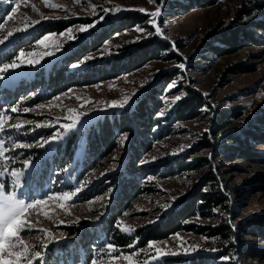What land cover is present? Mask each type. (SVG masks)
<instances>
[{
	"label": "rangeland",
	"instance_id": "1",
	"mask_svg": "<svg viewBox=\"0 0 264 264\" xmlns=\"http://www.w3.org/2000/svg\"><path fill=\"white\" fill-rule=\"evenodd\" d=\"M173 2L175 1L81 0L76 3L74 0H49V4L63 6L52 8L45 5L44 0H0V4H11L9 14L0 23V38L9 31L14 32L5 44L0 45V67L4 63H10L21 50L26 55L30 51L37 54L52 52L51 56L43 57L39 64L24 65L5 73V79L0 80V113L11 117L5 121V127L27 120L33 122L19 131L9 129L0 133V139L5 140L4 146L9 149L6 155L12 158L9 161L0 158V167L9 170L16 168L23 172L20 177L22 188L15 191L27 202L44 199L47 195L53 196L44 205L28 209L25 214L34 229L30 233H21V239L29 246L30 252L42 253L32 264H93V261L95 264H158L167 256L226 252L225 247L229 248L232 242L236 243L237 238H233L230 243L219 236L209 235L207 229L202 232L181 231L168 239L149 241L153 242L151 247L149 242L144 246L140 245L142 239L139 230L162 220L191 190L203 184L209 169L214 170L216 167L227 172L226 177L232 184H236L239 194L230 200V211L220 212L217 209L215 212H218L219 217L198 215L189 219L188 223L198 227H212L223 213L228 216L230 214L229 223L234 226L249 224L256 216L264 219V165L239 159L227 162L214 159L213 148L202 149L201 146L205 139L219 144L224 135L240 129V121H236L214 135L212 129L215 127L210 121L213 110L221 111L237 106L243 112L241 120H250L264 105V44L252 43L226 56L202 52L207 40L216 42L215 38L230 35L248 21L264 19V0H218L214 5L196 7L187 12L173 6ZM92 5L96 6L95 11ZM116 6H120L122 11H104ZM13 8H16V12L12 11ZM140 8L146 11L141 12ZM157 9L159 15L151 17L150 13ZM131 13L143 14L147 18L146 22L110 33L115 27L119 28V21ZM101 16L104 17L103 20L100 19ZM33 21L38 23L33 24ZM55 21L66 24V28L36 37L45 30L44 27L53 25ZM25 25L26 31H15ZM88 25L93 27L87 28ZM81 27L86 30L80 31ZM157 27L161 29L159 34L156 33ZM246 28L253 33L255 39H264V29L259 30L250 25ZM104 30L110 35L103 45L80 62L72 64L70 70L87 69L117 56L130 55L137 46L130 49L129 46L145 43L152 38L166 40L172 46L138 69L96 84L72 87L50 99L40 97L42 88L17 87L26 76L33 77L50 65L59 63L66 55L91 38H96ZM61 33L64 35L61 36ZM49 34L55 35L48 41L47 47L37 43ZM35 37L38 38L36 41L33 40ZM29 39L32 40L29 42ZM15 41H20L21 47L12 59L5 60L6 54L3 52ZM170 53L173 55L169 56ZM88 57L92 59H86ZM34 58L40 57L37 55ZM181 64L184 67H179ZM195 66H202L204 70ZM244 68L253 70L244 72ZM170 74H173V79L165 88L164 107L159 116L170 114L186 94L188 86L205 94L212 109L206 107L198 118L174 123L168 129V134L155 141L153 149L139 161L145 172L128 184H138L141 193L131 200L127 199L124 211L117 216L116 222L117 227L120 225L134 229L122 231L118 227L120 232L132 237L133 243L130 245L133 247H118L105 240L99 242L93 239L92 233L98 230L112 204L114 205L123 183L120 181L121 177L114 175L127 160L136 129L124 133L117 131L119 136L116 138L115 150L96 169L81 172L85 133L91 124L104 115L132 111L143 95L161 83V80H167ZM126 97L128 103L124 107H108L111 101L123 103ZM176 97L181 98L177 100ZM37 105L45 107L37 108ZM12 107H16L18 111L11 112ZM23 108L34 111L25 113ZM69 109H74L75 112L70 113ZM76 113L86 115L80 116V123L76 128L65 134L63 125L71 123L68 117ZM36 124L50 126L37 128ZM53 136L58 138L52 140ZM45 140H50V143L44 144ZM65 143L74 147L71 163L68 162L70 159L63 157L60 161L58 153H55ZM14 144H29L31 147L13 148ZM38 144H44V147H38ZM260 148L263 149L264 145ZM185 156L189 157L188 161L207 158L208 162L198 169L167 175L166 172L174 171L180 159ZM25 159L31 161L28 167L23 164ZM13 179L8 173L0 174V184L6 186V191L14 190ZM77 188L81 191L70 200L55 197L56 193L74 192ZM61 204L64 205L63 208L60 207ZM231 213L235 219H232ZM40 229H47L48 232H41ZM241 231L242 229L239 232ZM240 235L244 244L264 250L263 238L249 233ZM108 244L115 248L111 254ZM235 246L229 250L227 260L222 257L212 264H264V258L247 257ZM157 249L161 250L159 255ZM129 256L131 261L125 259Z\"/></svg>",
	"mask_w": 264,
	"mask_h": 264
},
{
	"label": "trees",
	"instance_id": "2",
	"mask_svg": "<svg viewBox=\"0 0 264 264\" xmlns=\"http://www.w3.org/2000/svg\"><path fill=\"white\" fill-rule=\"evenodd\" d=\"M12 1V0H7ZM173 6L178 7L181 11L187 12L196 7L210 6L217 3L218 0H174ZM11 4H0V23L9 14ZM263 7H261L262 9ZM180 11V10H179ZM147 18L141 13H131L119 21V28H114L110 33L132 28L145 23ZM53 25L44 27L45 30L36 37H42L44 33L63 31L66 24L61 21H55ZM46 25V24H45ZM256 27V29H264V19L252 20L241 25L238 30L231 32L228 36L215 38V41L207 40L206 46L202 52H212L219 56L231 55L238 51L239 48L245 47L252 43L264 44V39L253 37V33L248 31L247 26ZM37 31V30H36ZM109 32L103 31L96 38L84 42L70 54L66 55L59 63H54L45 71L39 72L35 76H26L19 84L18 88L36 89L42 88L40 95L43 99L51 97L67 91L76 86H86L116 78L124 73L133 71L145 65L148 61L159 56L161 51H167L171 48V43L160 38H152L149 41L131 45L137 46L130 55L117 56L108 62H100L89 68L70 70V66L80 62L89 53L98 50L104 43ZM39 35V36H38ZM32 38L36 41L38 38ZM29 39V42L32 40ZM217 39V40H216ZM20 41L12 42L3 54L5 60L12 59L20 46ZM8 53V54H7ZM170 53L169 56H172ZM207 57V56H202ZM7 58V59H6ZM198 66H195L197 68ZM204 68L198 67V69ZM252 68H244L243 71H252ZM173 74L167 77V80H161L156 86H153L145 95L139 99V103L132 110H126L121 113L113 112L104 115L97 122L90 125L85 133L84 157L81 162V172L96 169L100 163L105 160L117 147L116 138L119 136L117 131L124 133L136 129V133L131 140L127 160L123 166L116 171L114 176H119L120 185L119 192L114 200V205L107 212L106 218L99 226L95 233H92L93 239L102 242L103 240L112 243L118 247H126L133 243L132 237L123 234L116 226L117 216L124 211V205L127 199L135 197L141 193L138 184H128L136 181L144 173L145 168L141 167L139 161L142 156L153 149L155 141L163 139L169 132L168 129L178 122L187 121L198 118L204 108L212 105L208 98L201 91L186 87V94L180 99L177 106L173 108L170 114L159 116L163 105V96L168 82L172 81ZM250 120H241L243 112L237 106L234 108H225L223 110H213L210 121L215 129L213 134L222 132L226 127L232 125L236 121H240V129L227 133L221 138L219 144L210 142L205 139L201 146L202 149L213 148V158L221 159L224 162L233 160H243L247 163H255L264 165V105ZM247 121V122H246ZM167 122V123H165ZM246 122V123H245ZM165 123V124H164ZM211 132V133H212ZM215 144V145H214ZM73 145L65 143L63 147H59L55 152L60 159L67 158L69 163L72 162ZM184 157L180 159V163L173 170H168L167 175L174 173L194 170L204 167L208 162L207 158L195 159L188 161ZM61 161V160H60ZM63 161H65L63 159ZM208 175L203 184L191 190L185 198L179 201V204L166 214L162 220L155 224L139 230V236L142 239L140 245L144 246L149 241L168 239L172 235L181 231H198L209 230V235L219 236L224 241L237 238L236 243H231L226 252L216 253H200L191 256H167L158 264H212L222 257L229 255L231 247L237 248L247 257L264 258V250L256 248L253 245L244 244L240 239V233L253 234L264 239V219L253 217L249 224L234 226L229 223V216L223 213L217 223L212 227H198L188 223V220L198 215L202 217H219L217 209L220 212L230 211V200L239 194L236 184H232L230 179L226 177L227 172L216 167L208 170ZM128 184V185H127ZM112 214V215H111ZM232 219L234 214L231 213ZM240 229H242L241 232ZM221 240V241H222ZM86 246V245H85ZM215 264V263H214Z\"/></svg>",
	"mask_w": 264,
	"mask_h": 264
},
{
	"label": "snow or ice",
	"instance_id": "3",
	"mask_svg": "<svg viewBox=\"0 0 264 264\" xmlns=\"http://www.w3.org/2000/svg\"><path fill=\"white\" fill-rule=\"evenodd\" d=\"M76 3H80L81 0H74ZM152 2V0H150ZM45 5L50 6L52 8H60L63 7L59 4H49V0H44ZM95 5H92L93 11H95ZM13 12H16V8H13ZM105 12H120L122 11L120 6H116L113 9H104ZM139 11L144 12L146 11L144 8H140ZM159 15V9L156 11H153L150 13V16L155 18ZM47 18V17H45ZM101 20L104 19L103 16L100 17ZM34 23H38V21H33ZM93 25H88L87 28H91ZM27 25H25L24 28H17L15 29L16 32L20 31H26ZM85 27H81L80 31H85ZM161 32V29L159 27L156 28V33L159 34ZM69 36L71 35V29L68 30ZM14 35L13 31H9L7 35L0 38V45L5 44L6 41L10 37ZM55 34H49L45 35L43 38H41L37 43L40 45H44L45 47L48 46V41L51 40L52 36ZM61 36L64 35V33L60 34ZM55 43V42H53ZM39 55V59H36V57ZM52 52L46 51L43 53L37 54L34 51H30L25 54L23 50H21L17 56L10 62V63H4L2 67H0V80L5 79L4 74L8 73L10 71L16 70L24 65L28 66H34L41 62V59L45 56H51ZM86 59H92L91 57H88ZM74 67H78V65H74ZM179 67H184L183 64L179 65ZM70 91V90H69ZM181 97H176L177 100H179ZM128 103V98L126 97L124 99V102H118L116 100L111 101L108 104V107H124L125 104ZM37 108H43L44 105H37ZM106 110V109H104ZM11 112L15 113L18 111L16 107H12L10 109ZM23 112L27 113L29 111H34V109L29 108H23ZM70 113H74V109L68 110ZM82 115H86L85 113H76L74 116L70 115L68 119L71 121V123H67L63 125L65 134L68 131H71L76 128L77 124L80 123L79 117ZM7 119H11V117H5L2 113H0V133H5L9 129H15L16 131L21 130L25 127V125H32L33 122L30 120L19 122V123H12L8 124L7 128L5 127V121ZM42 126H50V125H41L36 124L35 127H42ZM57 136H53L51 139L55 140L57 139ZM11 139V137H9ZM50 143V140H45L44 144ZM44 144H38V147H44ZM5 140L0 139V158H3L4 161H9L12 158L7 156L6 153L9 151L5 146ZM17 147H23L28 148L31 147L29 144H14L13 148ZM31 161L28 159H25L23 161V164L25 167H28L30 165ZM8 173L10 176H12L13 182H12V188L13 191H6V186L4 184H0V264H32L34 260L37 258H40L42 256V253L40 251H36L34 253L29 251V246L21 239V233L24 232H32L34 229V225L30 220H28L25 216L28 209L35 208L38 205H44L48 199H53V196L47 195L44 199L41 200H34L31 202H27L25 199L20 198V193L15 191V189H21L22 185L20 183V177L23 176V172L20 169L12 168L9 170L6 167H0V174ZM81 191L80 188H77L74 192H64L62 194L56 193V198H62L63 200H70L74 196H76ZM61 208L64 207L63 204L60 205ZM45 215H48L47 212H45ZM118 227H121L122 231H134V229H128L124 228L120 225ZM41 232L47 233V229H40ZM153 242H149V247L152 246ZM46 247V245H44ZM129 247H133V245H129ZM19 248L20 250H14ZM107 248L111 251H115V248L112 244H108ZM157 255L160 254L161 250H156ZM7 253V255H5ZM166 254V253H165ZM122 255V254H121ZM132 255H135V253H132ZM156 257H153L155 259ZM125 259L131 261V257H125ZM224 259H228V257H224ZM93 264H95V261H93ZM147 264V262H145Z\"/></svg>",
	"mask_w": 264,
	"mask_h": 264
}]
</instances>
